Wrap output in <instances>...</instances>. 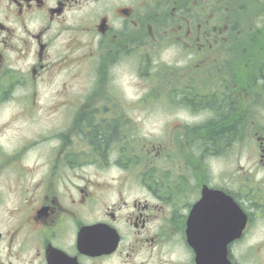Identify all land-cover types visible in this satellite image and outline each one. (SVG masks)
Here are the masks:
<instances>
[{
	"label": "flooded vegetation",
	"instance_id": "obj_1",
	"mask_svg": "<svg viewBox=\"0 0 264 264\" xmlns=\"http://www.w3.org/2000/svg\"><path fill=\"white\" fill-rule=\"evenodd\" d=\"M122 64H253L251 92L238 83L224 95L236 98L239 118L247 98L263 100L252 112L264 111V0H0V111L10 106L14 117L62 122L35 131L32 142L15 130V141L0 143V264H198V252L202 264H264V127L253 126L262 142L255 180L220 187L246 225L230 243L223 233L213 259L211 245H189L185 236L200 195L179 212V195L162 180L145 183L143 197L133 198L135 179L113 187L100 174L77 171L96 155L107 165L114 136L99 148L89 138L94 127L115 125L110 79ZM173 92L187 97L185 85ZM65 104L78 118L63 140ZM225 127L240 131L243 124ZM75 134L80 140L68 139ZM231 217L235 224L238 216Z\"/></svg>",
	"mask_w": 264,
	"mask_h": 264
},
{
	"label": "rangeland",
	"instance_id": "obj_2",
	"mask_svg": "<svg viewBox=\"0 0 264 264\" xmlns=\"http://www.w3.org/2000/svg\"><path fill=\"white\" fill-rule=\"evenodd\" d=\"M164 57L171 59L170 55L167 54H164ZM138 65L131 64L129 68L120 65L113 71L112 77H114V80L110 79L111 84L119 98L123 99L126 105L125 108H128L131 123L122 127L121 130L125 132H121L120 137L118 132H115L114 138L109 144L110 149L113 150L109 165L104 168H99L98 165L85 166L83 169L86 171V176L93 178L100 174L104 181H113L119 175H123L125 169L131 168L129 174L136 180L133 186L134 189L131 192L133 198L143 197L145 183H150L155 179L162 180L164 189L179 195L181 199L179 212H187L188 206L198 197L203 183H209L212 187H224L230 190H236L240 183L252 184L257 176L254 164L256 158L259 157L257 150L259 146L254 129L245 126L237 131L229 127L232 130L229 132L225 130L220 133L223 136L221 142H218V144L210 143L207 139L208 133L221 131V128L213 129L212 127L208 131L193 128L200 126L211 117L204 110H200L203 104L193 102L194 104L191 105L196 107L194 113L186 112L178 107H159V102H152L157 95V91L153 88L149 92L151 78L145 75V64L141 71L139 70L137 73L135 67ZM162 65L171 69L172 65L183 68L186 64ZM64 77L63 74V80ZM147 92L150 94L143 102L146 96L144 94ZM257 102H260V100H257ZM212 104L214 102L210 101L209 98L204 101L205 107ZM117 105L121 106V104ZM238 115L240 113L235 114L231 126L234 127L244 120L243 117L239 118ZM262 115L264 119V113ZM11 116L10 106L1 109L0 119L6 120ZM53 119L54 117L49 121L50 124ZM237 120L240 121L237 122ZM17 122L22 129L29 126L28 120L21 119L19 121L18 119ZM116 126L121 127L115 122ZM7 136L9 141V134ZM260 136L264 137V133H260ZM75 139L79 140L78 138ZM128 142L135 146L134 149H130L131 158L133 159L134 156L135 162L133 166L129 167L119 162L115 153L119 145H129ZM32 157L33 155L29 156V164L33 162ZM135 174L136 176H134ZM140 174L157 176L145 179L139 178ZM248 178L249 180H247ZM255 240L252 235L244 242L249 247Z\"/></svg>",
	"mask_w": 264,
	"mask_h": 264
},
{
	"label": "trees",
	"instance_id": "obj_3",
	"mask_svg": "<svg viewBox=\"0 0 264 264\" xmlns=\"http://www.w3.org/2000/svg\"><path fill=\"white\" fill-rule=\"evenodd\" d=\"M264 82V81H263ZM209 109L215 113L214 119L210 122V126L215 128H220L223 125L231 126L232 120L235 117V113L233 112L231 108V103L227 101H219L214 102L211 106H209ZM231 109V110H230ZM111 126H97L96 128L91 131V136L89 140L93 143L98 144V148L107 145L109 139L114 136L117 128L115 125L110 124ZM211 127V128H212ZM229 132L232 129H229V127L221 128V131L218 130V132H209L207 139L210 143H216L221 142L223 140V136L220 134L222 132Z\"/></svg>",
	"mask_w": 264,
	"mask_h": 264
},
{
	"label": "water",
	"instance_id": "obj_4",
	"mask_svg": "<svg viewBox=\"0 0 264 264\" xmlns=\"http://www.w3.org/2000/svg\"><path fill=\"white\" fill-rule=\"evenodd\" d=\"M205 192V195H204V197L206 198V199H210L211 197H213L214 196V194H216V193H214V192H206V191H204ZM201 207H203V204L201 205ZM220 228V226L219 225H217V227L215 226L214 227V229H219ZM213 229V228H212Z\"/></svg>",
	"mask_w": 264,
	"mask_h": 264
},
{
	"label": "bare ground",
	"instance_id": "obj_5",
	"mask_svg": "<svg viewBox=\"0 0 264 264\" xmlns=\"http://www.w3.org/2000/svg\"><path fill=\"white\" fill-rule=\"evenodd\" d=\"M262 7V6H261ZM263 96V95H262Z\"/></svg>",
	"mask_w": 264,
	"mask_h": 264
}]
</instances>
